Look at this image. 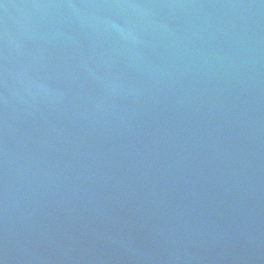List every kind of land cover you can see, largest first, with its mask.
Masks as SVG:
<instances>
[{
    "label": "water",
    "instance_id": "water-1",
    "mask_svg": "<svg viewBox=\"0 0 264 264\" xmlns=\"http://www.w3.org/2000/svg\"><path fill=\"white\" fill-rule=\"evenodd\" d=\"M0 264H264V0H0Z\"/></svg>",
    "mask_w": 264,
    "mask_h": 264
}]
</instances>
